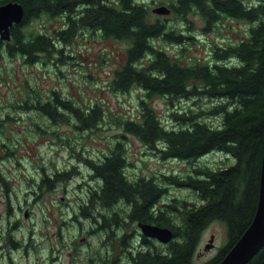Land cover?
<instances>
[{
  "label": "trees",
  "instance_id": "16d2710c",
  "mask_svg": "<svg viewBox=\"0 0 264 264\" xmlns=\"http://www.w3.org/2000/svg\"><path fill=\"white\" fill-rule=\"evenodd\" d=\"M8 1L0 0V5ZM14 1L23 4L25 16L21 24L12 27L10 41L0 39L2 54L16 53L22 56L24 65L35 64L43 54L55 49V40L71 43L79 28L98 30L105 39L126 42L127 59L114 71L111 87L122 93L139 88L143 95L138 98V118L112 116L114 123L123 129L121 136L125 139L127 134L135 135L155 150L161 160H181L195 166L194 174L161 178L178 188L195 191L202 203L174 197L160 205L167 188L155 175L131 178L127 174L133 164L123 141L114 142L115 146L98 158L85 155L86 144L76 142V136L99 127L104 114L99 102L86 110L73 99L62 98L55 89L43 101L39 90L29 87L26 79L28 91L21 92L20 98L9 97L7 102L16 110L36 111L52 121L75 120V135L60 134L61 139L54 143L69 149L78 167L87 162L97 180L80 206V213L85 218L97 209L104 210V226L112 243L105 245L104 253L94 251L91 264H119L123 256L127 258L126 264H194L201 236L215 220L226 223L229 240L205 264H220L251 225L258 208L264 154V0L161 1L159 4L167 5L173 15L186 21L185 29L180 28L181 24L168 26L144 0ZM191 13L199 14L204 21V33L218 28L225 18L253 25L249 36L239 44L212 45L210 57L202 59L186 55L189 45L197 40L191 33L193 21L188 18ZM61 16L66 17V25L61 29L27 30L34 19ZM163 43L177 44L178 53L171 55L164 46H158ZM233 58H238L241 65L228 66L226 61L232 62ZM155 96L165 98L170 106L167 117L171 125L152 106ZM203 98L210 103L204 108L198 104ZM185 100H192L198 107L179 109V103ZM218 117V124L210 121ZM44 130L46 135L50 133ZM79 144L82 147L78 150ZM213 151L232 155L235 163L218 168L197 166L201 157ZM77 165L56 168L52 173L45 168L49 177L46 182L51 187L55 182L69 180L75 169L80 172ZM41 188L44 193L46 186ZM118 203L128 208L126 215L108 209ZM123 219H129L130 224L122 222ZM137 221L169 227L174 239L162 245L141 236L140 245L134 246L132 237L136 228L130 227ZM247 264H264V245Z\"/></svg>",
  "mask_w": 264,
  "mask_h": 264
},
{
  "label": "rangeland",
  "instance_id": "374dc122",
  "mask_svg": "<svg viewBox=\"0 0 264 264\" xmlns=\"http://www.w3.org/2000/svg\"><path fill=\"white\" fill-rule=\"evenodd\" d=\"M150 8H154L161 1L168 2V0H144ZM245 3H251L252 0H244ZM163 21L168 26H179L181 29H185L186 21H182L172 13L170 15L161 16ZM188 18L193 21V28L191 33L196 37V41L189 45L186 52L187 56L208 58L210 57V49L212 45H219L224 47L225 43L239 44L242 39L249 36L250 28L253 24L245 21L231 20L225 18L218 28L204 33L203 25L204 21L199 14L191 13ZM66 25V17L60 18H48L44 17L38 20H32L27 26L28 31L42 32L54 31L61 29ZM73 37L71 43L67 44L60 39L56 41L55 49L49 54H43L37 63L28 65L23 64V58L21 55H17V59H9L8 55L2 56L0 59V101L7 97L20 98L21 92H27L28 87L26 79H28L29 87L33 86L39 90V94L42 95L43 101H46L52 94H49L53 89L60 92L62 98L68 97L78 102L84 109H88L89 105L99 102L104 109L102 119L99 121V127H95L93 130H89L81 136L76 138L81 144H86L84 151L85 155L98 158V155L107 154L110 147H114L116 141H123L126 148L128 159L133 165L129 166L126 170L127 174L131 178H137L140 174L145 176H157L160 184L167 188L166 194L162 197L160 205L169 203L174 197L186 198L189 202L195 204H201L202 201L198 194L190 189H181L174 184H168L167 181L162 179L163 175L179 174L185 176L188 174H194L192 164L181 160H161L155 150L144 144L138 137L132 134H123V129L117 126L113 117H134L138 118L139 111V96L143 95V91L139 88H133L129 92L114 91L111 87L114 71L119 68L127 59V43L115 39L103 38L101 33L96 30L84 29L80 30ZM185 33H188L186 30ZM55 38V36H54ZM222 44V45H221ZM159 47H165V49L171 54L176 55L179 51V47L175 43H163L158 45ZM54 59V60H53ZM228 66H238L241 62L238 58H233L232 62L226 61ZM7 67V69L5 68ZM11 73L12 77H9ZM32 98V97H30ZM67 100V98H65ZM208 101L204 102V98L198 101V104H202V107L209 106ZM154 109L160 114L164 122L169 125V108L165 98L155 96L151 101ZM5 107L9 106V102H5ZM198 107L192 100H185L179 103L178 108L188 109V107ZM22 110V109H17ZM63 110V109H62ZM61 111V110H60ZM66 111V110H64ZM43 114L42 111H39ZM62 112V111H61ZM45 113V112H44ZM34 114L33 117L37 120L43 128L48 129L50 132L48 135L34 134L30 129L27 132H22V141L17 144V149L20 146H27V161H25L26 177L34 175L39 178L42 172L41 167L44 166L47 172H52L54 169H63L71 165H77L75 156H71V151L66 148H62L56 142L58 138L61 139V135L74 136L76 131L73 127V120L71 123L65 121H52L48 117L39 118ZM25 122L18 125L14 130L16 132L21 131V127L28 123V115L22 114ZM214 124H218L220 118H211ZM209 121V122H210ZM27 139L25 140V137ZM62 141V140H61ZM115 142V143H114ZM75 142H73V145ZM79 144L77 149L79 150L82 145ZM197 161V166H209L211 168H218L221 166H229L235 163V159L232 155L225 152L213 151L207 155L201 157ZM78 167V165H77ZM80 172L74 170V174L70 175L68 180L69 185L65 188L59 186L54 192L53 196L44 197L41 202H35L33 197V205L35 207V216L39 220L43 212L39 206H47L49 209V217L53 216L57 218V207L60 206V199L64 197L63 201L68 202L67 206L63 207L65 213V220L69 221L73 215V209L77 210L81 200L78 197L85 198L86 190L90 185H95L93 174H91L87 162L81 164ZM78 167V168H79ZM13 179H25L22 174L21 167L17 166H4L2 167ZM72 174V173H71ZM81 183V188H78ZM186 196V197H184ZM63 206V205H62ZM124 209V215L128 213V208L123 203H118L113 206V210ZM51 222V217H50ZM125 224H130L129 219H126ZM58 221L54 220L49 223L48 231L55 236L56 227ZM85 227H89L85 224ZM129 227V226H128ZM136 228L137 225H131L130 230ZM65 234V238H79V225L70 224L64 226L62 229ZM87 235L85 232L81 233V236ZM214 240H210L211 237ZM140 235H133V245H140ZM89 243H83L79 248L78 264H91L90 249L94 248L104 253L105 245L112 243L111 241H103L101 235L90 236ZM229 240L228 228L225 222L220 220L213 221L204 230L201 241L198 246L197 252L194 256V264H205L212 260L221 249H223ZM208 243H213L211 247H206ZM49 247V245H48ZM57 248V246H56ZM104 249V250H103ZM118 252V251H117ZM45 253V252H44ZM111 259L113 258L110 253ZM53 256H59L57 261H52L49 264H67L72 256L69 250L63 248L60 255L54 253ZM52 257V254L50 258ZM100 262V261H98ZM127 258L122 257L119 264H126ZM69 264H77L76 260L72 258Z\"/></svg>",
  "mask_w": 264,
  "mask_h": 264
},
{
  "label": "flooded vegetation",
  "instance_id": "af4514ba",
  "mask_svg": "<svg viewBox=\"0 0 264 264\" xmlns=\"http://www.w3.org/2000/svg\"><path fill=\"white\" fill-rule=\"evenodd\" d=\"M3 50L5 48H2ZM6 53V52H5ZM5 53H1L0 47V59L5 56ZM9 59H17V54L10 53ZM6 105L4 101L0 102V264H49L50 259L57 261L59 256H53L54 253L60 255L63 248L69 250L70 255L76 260L78 264L79 248L74 245V238H65L62 231L64 226H69L63 219V212L57 214V218L54 219V212L51 217V222L58 221L56 227L55 236L48 231L50 217L49 209L47 206H39L43 212L40 219L37 220L35 216V207L33 205V197L35 202H41L43 198L49 196V192H54L59 186H62L64 191L67 186L64 182H55L53 186H49L46 181L49 177L47 173H44L45 168L41 167L42 172L39 178L34 175L26 177L25 161L27 159V146H20L17 149V144L22 141V132H27L29 129L34 134L44 135L43 130L38 126V121L34 119L33 115L38 114L32 110H16L12 108H4ZM22 114L28 115L30 124L25 123L20 129V132H16L14 129L25 120H23ZM38 116V115H36ZM39 117V116H38ZM43 118V117H39ZM37 123V125H33ZM39 129V132H35ZM28 136L25 137V140ZM17 166L21 167L23 179H13L3 169L4 166ZM47 171V170H46ZM54 175H52V178ZM97 183V182H96ZM46 186L45 192H42V186ZM96 184L92 186L94 189ZM80 185H78V188ZM64 197H62L63 201ZM79 204L78 212L80 211ZM103 208V207H102ZM104 209H107L106 207ZM113 212V206L108 207ZM116 211V210H115ZM104 210L93 211L87 218V224L89 227L82 225L80 218L77 214L73 216V221L70 224L79 225V239L81 243H89L90 236L101 235L103 231L107 232L106 226H104ZM62 218V220H61ZM138 222V221H137ZM111 231V229L109 230ZM85 232L87 235L81 236V233ZM135 235H141L139 230L135 231ZM67 241V244H65ZM56 244V246H54ZM49 245V247H48ZM45 252V253H44ZM50 252L52 257L50 258ZM70 259V261L72 260ZM69 261V263H70ZM67 263V264H69Z\"/></svg>",
  "mask_w": 264,
  "mask_h": 264
},
{
  "label": "water",
  "instance_id": "95a60500",
  "mask_svg": "<svg viewBox=\"0 0 264 264\" xmlns=\"http://www.w3.org/2000/svg\"><path fill=\"white\" fill-rule=\"evenodd\" d=\"M158 14H169L170 8L159 6L153 9ZM25 8L18 1H8L0 5V38L11 40L12 27L23 22ZM142 234L149 238L159 240L161 243H169L174 238L173 231L151 223H139ZM213 241V239H212ZM264 245V154L262 160L260 194L256 215L246 232L228 252L220 264H247ZM212 244H208L211 247Z\"/></svg>",
  "mask_w": 264,
  "mask_h": 264
}]
</instances>
